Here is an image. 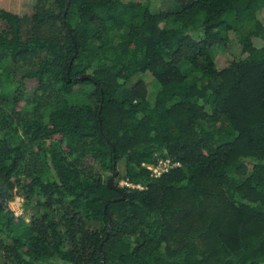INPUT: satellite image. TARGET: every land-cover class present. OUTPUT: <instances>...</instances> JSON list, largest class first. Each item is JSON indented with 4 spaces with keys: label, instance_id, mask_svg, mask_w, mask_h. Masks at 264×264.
I'll use <instances>...</instances> for the list:
<instances>
[{
    "label": "trees",
    "instance_id": "trees-1",
    "mask_svg": "<svg viewBox=\"0 0 264 264\" xmlns=\"http://www.w3.org/2000/svg\"><path fill=\"white\" fill-rule=\"evenodd\" d=\"M180 1L0 0V264H264V0Z\"/></svg>",
    "mask_w": 264,
    "mask_h": 264
},
{
    "label": "rangeland",
    "instance_id": "rangeland-1",
    "mask_svg": "<svg viewBox=\"0 0 264 264\" xmlns=\"http://www.w3.org/2000/svg\"><path fill=\"white\" fill-rule=\"evenodd\" d=\"M148 1L152 4V7L150 8V10H151L152 13H155V12H164L166 10H176L183 3L180 0H148ZM258 16H259V19L262 22H264V9L260 12V14ZM231 50L234 52L236 50V46L233 45L232 48H231ZM223 53L224 54H228L227 51H224ZM142 78L146 82L147 89L152 91L154 89V86H153V83H152V75L149 74V73H146V74H144L142 76ZM117 166H118L117 167L118 172L121 173V174H124L123 161H120ZM146 166L153 167L154 164L145 165V167ZM116 177H115V179H119V182H118L119 185H125V181L126 180L123 179V177H121V176L119 178H116ZM22 204H23V200L19 196H15L14 199L9 202V206L15 212V215H20L21 214L22 208H23L22 207L23 206ZM25 218H26V220H29L30 219L29 215H26Z\"/></svg>",
    "mask_w": 264,
    "mask_h": 264
},
{
    "label": "built area",
    "instance_id": "built-area-1",
    "mask_svg": "<svg viewBox=\"0 0 264 264\" xmlns=\"http://www.w3.org/2000/svg\"><path fill=\"white\" fill-rule=\"evenodd\" d=\"M172 166H175V163H171L169 159H158L157 162L154 164L153 167H148L146 166V168H148L149 170L152 171L153 176H159L161 173L168 171V169ZM125 185L126 186H132V187H137V188H141V186L139 184H131L128 181H125Z\"/></svg>",
    "mask_w": 264,
    "mask_h": 264
},
{
    "label": "water",
    "instance_id": "water-1",
    "mask_svg": "<svg viewBox=\"0 0 264 264\" xmlns=\"http://www.w3.org/2000/svg\"><path fill=\"white\" fill-rule=\"evenodd\" d=\"M117 173H118V171L116 169H114L113 172H112V174H111V176L108 179V183L107 184L111 188H114L115 187V185H114V179L117 176Z\"/></svg>",
    "mask_w": 264,
    "mask_h": 264
}]
</instances>
